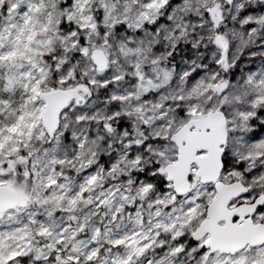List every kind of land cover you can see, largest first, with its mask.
<instances>
[{"label":"snow or ice","instance_id":"snow-or-ice-1","mask_svg":"<svg viewBox=\"0 0 264 264\" xmlns=\"http://www.w3.org/2000/svg\"><path fill=\"white\" fill-rule=\"evenodd\" d=\"M0 264H264V0H0Z\"/></svg>","mask_w":264,"mask_h":264}]
</instances>
